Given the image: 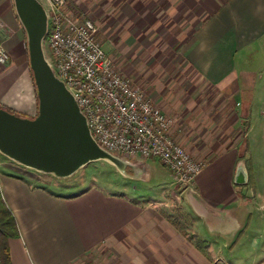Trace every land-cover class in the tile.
Here are the masks:
<instances>
[{
	"label": "crops",
	"instance_id": "0c3cea01",
	"mask_svg": "<svg viewBox=\"0 0 264 264\" xmlns=\"http://www.w3.org/2000/svg\"><path fill=\"white\" fill-rule=\"evenodd\" d=\"M68 1L80 16L117 9L118 23L133 25L134 36L149 42L141 44L149 51L142 55L154 49L170 59L161 70L170 79L156 99L177 120L175 141L203 163L181 191L208 245L203 253L135 186L107 192L82 183L78 191L57 193L45 173L13 161L0 171V193L19 231L9 239L10 264H264V164L255 157L264 153V130H255L253 117L255 106L264 108L258 92L264 90V0H101V7L99 0ZM0 22L9 56L0 66V105L33 117L37 98L13 0H0ZM123 34L128 41L131 34ZM241 162L246 181L238 183ZM152 164L162 163L129 158L126 174L111 165L143 181ZM156 177L163 178L161 170L153 171Z\"/></svg>",
	"mask_w": 264,
	"mask_h": 264
},
{
	"label": "built area",
	"instance_id": "2783aa9c",
	"mask_svg": "<svg viewBox=\"0 0 264 264\" xmlns=\"http://www.w3.org/2000/svg\"><path fill=\"white\" fill-rule=\"evenodd\" d=\"M43 1L45 58L75 99L95 142L127 162L156 158L174 172L179 187L190 188L203 164L173 139L172 119L117 71L97 40L93 20L72 10L68 0ZM7 61L0 44V66Z\"/></svg>",
	"mask_w": 264,
	"mask_h": 264
},
{
	"label": "water",
	"instance_id": "95a60500",
	"mask_svg": "<svg viewBox=\"0 0 264 264\" xmlns=\"http://www.w3.org/2000/svg\"><path fill=\"white\" fill-rule=\"evenodd\" d=\"M25 30L28 65L37 98V113L21 116L0 107V153L25 167L67 178L86 164L105 160L126 174L127 162L102 149L92 138L86 118L45 58L47 15L39 0H13ZM235 181H246L244 162ZM182 185L180 189H184Z\"/></svg>",
	"mask_w": 264,
	"mask_h": 264
},
{
	"label": "rangeland",
	"instance_id": "374dc122",
	"mask_svg": "<svg viewBox=\"0 0 264 264\" xmlns=\"http://www.w3.org/2000/svg\"><path fill=\"white\" fill-rule=\"evenodd\" d=\"M39 1L44 5L43 0ZM99 1V7H101L102 1ZM105 4L106 2H104V5ZM116 10L114 14L112 11L109 12L108 9L101 7L94 10L97 13V16H92L91 14L89 15V19L93 20L98 28L96 33L97 40L102 44L103 49L107 52L111 59V63L117 71L121 75L127 77L135 87L142 90L143 93L151 99L152 103L159 108L156 96L161 95L159 98L163 97L162 93H164L167 79H170L167 72H161V70L162 67L164 68V65H166V61L170 59L167 57L165 58L164 53H157L154 49V55H142L143 53L148 55L149 51H147L145 46L141 44L147 45L149 42H146V40L142 41L138 37L134 36L133 25H123L118 23ZM124 29L126 34H131L128 41H123L122 39ZM118 31H121L122 33L119 34ZM135 41L137 43H135ZM43 50L46 54H48V45L46 40L43 43ZM6 63L1 65V68H5L9 62L7 64ZM180 78H184L188 81L186 77L181 76ZM262 82H264V79L260 81V83ZM260 91L264 94V90L258 89V92ZM262 110H264V108L259 109L258 106H255L253 109V117H257L255 130L259 132L264 130V116L261 114ZM163 113L165 114V112ZM167 116L171 117V119L173 118V116ZM173 119L175 121H173ZM173 119V125L176 126L177 120L175 118ZM179 145L182 146L181 144ZM185 150L194 161L203 164L193 158L187 149ZM257 156L259 158L257 160L258 163L264 164V153L257 152L255 157ZM6 164H13V161L0 154V171H9L10 168H8ZM163 165L164 164H152L151 176L143 181H134L123 177L117 172L113 165L109 164L105 160L90 162L67 178H57L52 174L46 173L45 176L47 179H51L53 183L58 184V186L53 184L54 191L63 194H69L70 192L80 190L82 183V185L85 184L87 186L99 187L107 192L131 191L133 186H135L140 189L142 193H144V197L153 198L151 202L156 203L182 233L190 236L194 241H204L207 246L208 239L200 237L194 228L197 220L196 217L185 208V191H181L178 185L179 183L173 176L174 172H172L166 165ZM167 169L170 174L166 172ZM158 170H161L163 178H153V171L156 175Z\"/></svg>",
	"mask_w": 264,
	"mask_h": 264
},
{
	"label": "trees",
	"instance_id": "16d2710c",
	"mask_svg": "<svg viewBox=\"0 0 264 264\" xmlns=\"http://www.w3.org/2000/svg\"><path fill=\"white\" fill-rule=\"evenodd\" d=\"M30 74L32 78L31 71H30ZM32 81H33V78H32ZM0 107L10 112L16 113L12 109L7 108L5 106L0 105ZM16 114L21 115L19 113H16ZM18 235H19V231H18L16 220L13 214L11 213V211L7 208L4 200L2 199L1 193H0V264H10L9 239L15 238ZM189 238L191 237L189 236ZM194 243L199 249H201L203 253H205L206 243L204 241L196 240L194 241Z\"/></svg>",
	"mask_w": 264,
	"mask_h": 264
}]
</instances>
